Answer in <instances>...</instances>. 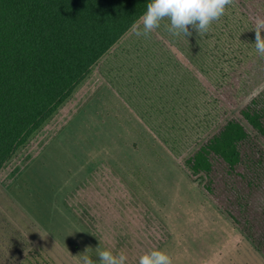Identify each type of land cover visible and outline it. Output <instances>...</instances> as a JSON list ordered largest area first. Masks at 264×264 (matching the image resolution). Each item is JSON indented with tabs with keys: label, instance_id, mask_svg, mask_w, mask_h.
<instances>
[{
	"label": "rangeland",
	"instance_id": "rangeland-1",
	"mask_svg": "<svg viewBox=\"0 0 264 264\" xmlns=\"http://www.w3.org/2000/svg\"><path fill=\"white\" fill-rule=\"evenodd\" d=\"M225 13L232 40L223 42L215 33L221 45L207 65L197 51H186L197 62L192 65L171 49L205 93L196 109L201 122L182 125L185 137L178 145L164 143V137L178 138L176 131L164 130V117L150 122L161 127L151 130L145 119L156 110L138 98L130 104L105 78L106 64L135 41L130 36L0 174V264H77L83 254L99 264L97 248L122 251L127 264H138L140 255L154 249L203 255L208 244L222 241V257L207 258L210 264H264V137L241 115L264 96V57L253 46L254 19L264 18V0H234ZM162 32L164 24L150 33V49L167 42ZM228 120L240 122L249 134L241 148L243 180L216 161L209 177L193 175L187 159ZM211 221L216 225L209 226ZM195 237L200 242H192ZM199 254L192 263L204 258ZM176 259L186 257L173 254Z\"/></svg>",
	"mask_w": 264,
	"mask_h": 264
},
{
	"label": "trees",
	"instance_id": "trees-1",
	"mask_svg": "<svg viewBox=\"0 0 264 264\" xmlns=\"http://www.w3.org/2000/svg\"><path fill=\"white\" fill-rule=\"evenodd\" d=\"M148 2L0 0V174L68 106L98 65L106 62L130 36L135 41L126 42L118 50L114 61L106 64L104 77L120 87V95L130 97V104L131 98H138L148 104V110H156L149 113L147 120L144 118L151 130L161 127L150 122L157 116L164 117V130L176 131L178 137H164L166 145H178L185 137L182 125L201 122L196 109L205 93L196 79L183 71L182 62L171 49L179 51L192 65L197 62L186 51H197L207 65L206 59L214 58L212 51L221 45L220 36L215 33L225 37L223 42L232 40L230 20L225 13L207 33L198 34L190 28L192 35L186 38L170 34L169 21L164 20L160 25L164 24L162 34L167 42L153 43L158 52L153 55L154 48L150 49L147 41L151 34L137 37L130 31L146 12ZM162 48L164 52L159 50ZM112 72L114 75H109ZM241 115L264 137V96L252 100ZM248 139L240 122L228 120L197 147L186 161L187 168L193 175L203 173L209 177L216 161L235 180H243L241 148ZM205 189L209 190V183ZM246 225L251 231V226ZM244 233L252 240L245 229ZM262 241L263 237L261 244Z\"/></svg>",
	"mask_w": 264,
	"mask_h": 264
},
{
	"label": "clouds",
	"instance_id": "clouds-1",
	"mask_svg": "<svg viewBox=\"0 0 264 264\" xmlns=\"http://www.w3.org/2000/svg\"><path fill=\"white\" fill-rule=\"evenodd\" d=\"M234 0H150L146 5V12L139 20L132 24L130 31L137 37L147 38L150 33L160 27L163 20H168L167 31L173 36L190 37V28L198 34L207 33L214 21L220 20L225 14L227 6ZM255 42L256 53L264 57V18L256 17ZM142 25V27H141ZM89 248L85 249V252ZM99 264H127L124 252L113 254L110 250L96 249ZM77 264H94L87 255H78ZM76 258V257H75ZM138 264H172L171 258L162 250H151L139 256Z\"/></svg>",
	"mask_w": 264,
	"mask_h": 264
},
{
	"label": "crops",
	"instance_id": "crops-1",
	"mask_svg": "<svg viewBox=\"0 0 264 264\" xmlns=\"http://www.w3.org/2000/svg\"><path fill=\"white\" fill-rule=\"evenodd\" d=\"M221 220H224V219H221ZM213 224H209V226L210 225H214L216 222L215 221H211ZM216 225V224H215ZM231 229V228H230ZM217 233H220V232H222V231H219L218 229H217ZM216 233V234H217ZM216 234H212L211 236H213V237H218V235H216ZM224 237V236H223ZM223 237H221V238H223ZM191 241L192 242H200V240H198L197 239V237H195V238H193V239H191ZM218 243H216V242H214V243H212V244H208L207 245V250L204 252V254L203 255H201V254H199L196 250H190V249H183V250H180V251H177V252H171V250H165L164 249V252L170 257V258H172L173 257V254H177L178 255V257L180 258V257H183V255L186 257V260L185 261H183V262H180V261H177V259H176V262L175 261H173L172 260V264H194V263H192V258L191 257H195V256H197L198 254L200 255V256H204V258H202L201 260H200V262L199 263H197V264H210L209 263V259H207V258H213V259H216L217 257H222V255H223V251H225V244H223V241L218 245V246H216ZM214 246H216V249L215 250H212V251H210V248L211 247H214ZM194 262V261H193Z\"/></svg>",
	"mask_w": 264,
	"mask_h": 264
}]
</instances>
